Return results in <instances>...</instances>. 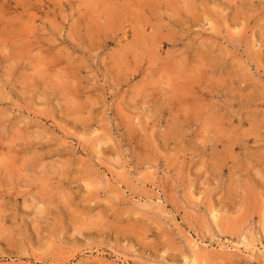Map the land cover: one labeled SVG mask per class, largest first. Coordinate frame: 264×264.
Returning <instances> with one entry per match:
<instances>
[{
  "label": "rangeland",
  "instance_id": "374dc122",
  "mask_svg": "<svg viewBox=\"0 0 264 264\" xmlns=\"http://www.w3.org/2000/svg\"><path fill=\"white\" fill-rule=\"evenodd\" d=\"M0 264H264V0H0Z\"/></svg>",
  "mask_w": 264,
  "mask_h": 264
},
{
  "label": "bare ground",
  "instance_id": "6f19581e",
  "mask_svg": "<svg viewBox=\"0 0 264 264\" xmlns=\"http://www.w3.org/2000/svg\"><path fill=\"white\" fill-rule=\"evenodd\" d=\"M156 32V31H155ZM197 254V253H196ZM197 260V259H196Z\"/></svg>",
  "mask_w": 264,
  "mask_h": 264
}]
</instances>
